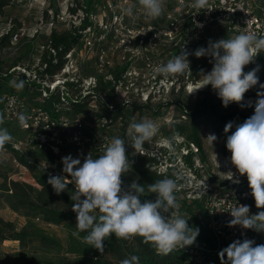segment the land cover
I'll return each instance as SVG.
<instances>
[{"label": "built area", "instance_id": "2783aa9c", "mask_svg": "<svg viewBox=\"0 0 264 264\" xmlns=\"http://www.w3.org/2000/svg\"><path fill=\"white\" fill-rule=\"evenodd\" d=\"M192 3L193 0H174L173 9L182 10V17L167 14L170 32H166V35L171 36L169 33L173 31L180 29L184 32L186 29L185 32L201 38L210 27L222 29L225 38L245 31L264 35V5L261 0H209L206 10L193 8ZM127 4L128 0H106L109 17L99 22L98 28L89 19L88 12L84 17L76 18V21L67 19V29L76 27L80 38L64 52V61L57 70L46 72V63L40 61L33 67L14 64L2 73L3 76L15 74L23 82L20 89H6L0 93V112L4 113L5 122L15 129L13 140L5 145L0 154L11 151L12 162L20 166L23 173H30L32 166L48 177L66 175L63 173L62 157L71 155L83 162V158L90 153L97 158L114 137L109 131L113 123L122 122L126 110L124 105L148 101L156 87L162 88L168 82H161L162 77L157 76L152 78L154 84L150 85L151 89L148 87V74L141 73V66H137V62L148 61V42L154 39L155 32L152 26L148 29V25L130 21L124 12ZM48 17L40 18L30 36L33 37L43 27L48 28L46 41L40 47V56H51L52 61L56 62L60 48L52 45L50 33L52 30L59 32L57 20L63 22L65 17L57 15L55 18L49 14ZM85 17L88 22L81 28ZM24 33L29 35L24 28H16L10 34L9 42L15 43ZM95 47L94 70L83 74L79 62L88 60ZM146 64L148 66V62ZM260 64H264V52L245 68L251 67L252 70ZM20 113L29 117L25 127L19 125ZM127 129L123 128L120 135L125 140L128 139ZM144 147L146 151L142 155L134 154V149L127 146L132 167L140 158H153L152 162L147 161L146 166L149 164L150 169L163 178L173 172L185 176L176 192L181 204L179 211L187 213L186 218L193 215V220L188 221L189 226L198 227L200 231L193 245L177 252L184 253L196 264H221L219 253L230 243L245 238L255 241V230L227 226L232 219L229 211L237 204L250 206V214H254L255 202L250 195L246 176H239L238 184L226 177L225 183L216 185L206 166L199 160H195L194 165L199 169L198 173L185 164L184 156L189 150L197 151L191 142L188 147L178 146L177 151L165 144L150 146L146 143ZM40 152H48L51 157L41 156ZM228 171L236 173L231 163ZM68 186L74 191V185ZM155 198L144 200L154 201ZM199 199L204 200L202 210L195 208L192 213L183 209L184 205H192ZM201 229L207 234L204 238L200 235Z\"/></svg>", "mask_w": 264, "mask_h": 264}, {"label": "clouds", "instance_id": "9594fccd", "mask_svg": "<svg viewBox=\"0 0 264 264\" xmlns=\"http://www.w3.org/2000/svg\"><path fill=\"white\" fill-rule=\"evenodd\" d=\"M138 4L151 19L163 16L166 8V0H138ZM208 6L209 0H193L192 3L197 10H206ZM124 12L135 18L133 7L124 9ZM181 49L180 54L153 67L154 77H162L161 82H164L170 77L183 76L191 73L190 55L208 57L212 64L211 71L201 70L203 86L191 93L210 85L223 107L227 108L232 103L244 107L245 94L259 84V66L247 72L244 69L264 52V35L245 31L230 38L209 39L207 47H199L192 53L183 50V46ZM259 86L264 89V84ZM16 87L22 88L23 82L16 84ZM28 119L25 113H20L19 125L25 127ZM4 123L5 115L0 112V125ZM233 127L234 123L228 122L224 133H229ZM158 131L154 120L144 117L136 121L133 118L126 133L128 139L113 137L97 158L90 153L83 158V162L71 155L62 157L63 173L66 175L50 176L48 184L57 194L64 192L69 184L74 185L71 200L74 202L72 211L76 214V231L73 235L82 243L103 253L105 241L112 236L124 240L141 237L145 244H151L163 254L195 243L200 230L189 226L191 217L186 218L187 213L179 211L181 204L176 195L181 181L185 180L183 173L173 172L170 176L155 180L147 188L135 180L127 189L123 186L122 176L132 169L127 146L134 149V154L143 155L145 144L150 143ZM206 139L213 146L217 136L210 133ZM12 140L8 129L0 127V152ZM167 144L171 147L172 141L169 140ZM226 148L231 153L229 159L236 173L247 177L256 208L264 209V92H257L254 114L235 125V131L227 135ZM215 159L220 167L216 154ZM236 173L228 171L224 174L227 180L238 184L240 180ZM148 193L156 195L154 201L141 200ZM96 212L98 216L93 214ZM229 213L232 219L227 226L264 232V211L250 214V206L237 204ZM82 232L85 235L81 237ZM219 256L221 264H264V244H255L254 240L247 238L242 241L237 239L222 249ZM120 264H139V257L133 255L123 259Z\"/></svg>", "mask_w": 264, "mask_h": 264}, {"label": "rangeland", "instance_id": "374dc122", "mask_svg": "<svg viewBox=\"0 0 264 264\" xmlns=\"http://www.w3.org/2000/svg\"><path fill=\"white\" fill-rule=\"evenodd\" d=\"M89 1L90 5L88 6V0H8V4L4 5L0 11V37L7 33L11 34L18 27L24 28L29 35L26 36V33H24L15 43L9 42L2 46L0 49V71L3 73L11 65L18 63L28 67L40 63V47L45 43L49 29L43 27L33 37L30 34L40 18H44L42 16L44 9H49L50 11L48 10L47 13L55 18L57 15L65 17L63 22L57 20L56 27L59 32L67 29V19H75L76 21V18L84 17L86 12H88L89 19L95 23L96 28H98L99 22L108 20L109 12L106 0ZM173 5L174 0H166L163 16L158 19H151L144 14L138 0H128L127 7H133L135 15V18L127 15L128 19L139 25H148V29L149 26H152V31L155 32L154 39L148 42V66L147 62L143 60L137 62V66H141V73L148 74L149 88L151 84H154L151 82L154 77L153 67L180 54L172 52L175 47L183 46V50L192 53L199 47H207L209 39L215 41L226 37L225 32L218 27L208 28L205 36L201 38L185 32L186 29L184 32L180 29L178 32L173 31L172 34L169 33L171 36L166 35V32H170L167 24V14L170 13L176 18L182 17L180 14L182 10L174 11ZM180 9H182V6ZM159 20L161 23H156ZM95 51L96 47L89 54L92 56L88 60L82 63L79 62L83 74L93 72ZM209 59L208 57L196 58L194 55H190L191 73L185 74L182 80H180V76L170 77L168 79L169 83L166 82L162 88L156 87L155 91L148 97V101L144 103L134 102L128 106L124 105L126 110L122 122L115 121L109 131L112 132L114 137L120 136L122 129L128 128L133 118L140 121L144 117H148L154 120L159 128L158 134L153 137L148 145H168L167 142L171 140L173 143L171 149L177 151L178 146L189 145L192 141L191 131L196 129L202 145V151L199 152L198 156H203V158L199 162L205 164L212 175L213 182L216 185H222L227 177L224 173H227L230 166L228 155H231L226 148V138L234 131V127L229 133L225 134L224 127L227 123L217 121L209 113L191 120L185 114L184 109L188 111L197 110L200 108L201 103L207 100L211 101L212 104H217L218 114L244 112L249 117L252 116L257 100V92H264V89L259 86L264 84V64L258 65L259 84L245 94L242 102L244 107L232 103L225 108L210 85L191 93L196 88L203 86V78L200 77L201 70L204 72L211 71L212 64L209 63ZM16 60L17 62H14ZM250 70L251 67L244 69L245 72ZM1 74L0 83L3 80L1 76L5 77ZM14 75L10 74V77H5V85H8L6 89H17L16 84L18 82ZM172 83L173 85H171ZM2 88L5 87L2 86ZM210 133L217 136L213 146L206 139ZM11 154V151L0 154V264H86L90 258H96V256L99 258L100 255H102V258L114 261V255L107 246H105L104 252L100 253L89 245L82 243L81 239L73 235V232L76 231V214L71 207L58 201L47 204L48 206L39 207L37 206L39 203L36 190L30 191L28 197H26L30 200L29 202L27 200L21 202L16 198L14 191L19 192L14 190L11 181L30 183L31 173H23L22 168L12 162ZM215 154L220 167L216 163ZM132 174L134 173L130 171L126 175ZM236 175L239 177L238 173ZM19 176H22V178L19 179ZM47 207L71 213V217L56 222L45 216L47 212L43 211V208L46 209ZM253 211L256 214L259 211H264V209H257L254 205ZM190 217V220H193V215L190 214ZM4 222H9L12 226L9 227ZM28 222L33 223L35 226L34 230L29 227L30 230L34 231L33 233L29 231V234H25L23 239L13 234L27 227ZM256 233L264 239V232L256 231ZM80 235L82 237L85 233L82 232Z\"/></svg>", "mask_w": 264, "mask_h": 264}, {"label": "trees", "instance_id": "16d2710c", "mask_svg": "<svg viewBox=\"0 0 264 264\" xmlns=\"http://www.w3.org/2000/svg\"><path fill=\"white\" fill-rule=\"evenodd\" d=\"M262 4L264 5V0H261ZM8 4V0H0V11L4 5ZM87 5H90V1L88 0ZM48 9H44L42 12V16L44 18L48 17L47 13ZM88 22L87 17L84 18L83 24L81 28H83ZM156 23H161V21H157ZM80 34L77 32V28H70L67 30H64L62 32H57L56 30H52L50 33V39L52 42V45L56 48H60V51H58V57L57 61H52L51 56L43 55L41 57V61L46 63L45 71L46 72H53L57 70L63 63L64 59L62 58V55L65 51L73 47L79 40ZM10 40V34H4L0 37V49L2 46H5L7 43H9ZM174 53H180L181 49L175 47L173 49ZM14 62H17L14 61ZM13 62V63H14ZM2 72L0 71V74ZM2 75V74H1ZM5 77H10L9 75H6ZM5 77H2V83H0V93L3 90H6L8 88V85H5L4 82ZM184 79V75L180 76V80ZM16 81L18 83L21 82L19 78L16 77ZM4 86L5 88H2ZM211 101H204L201 103V106L199 109L194 111H188L187 109H184L185 114L189 116L191 120H195L197 117L205 115L206 113H209L215 117L217 121H221L224 123L233 122L234 123V131H235V125L242 123L245 119L249 118V115L244 112H237L232 114H218L216 108L217 104L210 103ZM0 127L7 128L9 133L12 135L15 133V129L5 122L3 125H0ZM191 143H193L197 151L193 152L189 150V152L184 156L185 164L193 169L195 172H199V169L197 167H194L195 160L201 161L202 157H199V152L202 151V145L201 141L199 139V136L197 135L196 129L191 131ZM188 147V145H186ZM200 150V151H199ZM39 155L45 156V157H51V154L48 152H40ZM153 158H148L146 160L145 158H140L138 162L132 167L131 171L134 173L132 175H124L122 176L123 180V186L125 189H127V186L131 184L132 181H137L140 185L145 186L147 188V185L152 184L155 180L163 178V176L156 174L152 169H150L149 164L146 166V163L152 162ZM22 162H25L24 158H21ZM202 165H205L203 162H200ZM30 173L32 176V183L24 182V181H11V184L14 188V190H17L19 193L14 191V195L16 198L21 200V202H24L27 200L26 197H28L30 191L36 190L37 191V206H48L50 203H53L55 201L62 202L68 207L72 208V204L74 203L71 200V195L73 193V189L69 186H67V189L64 192H61L60 194H57L52 186L48 184L49 177L45 174H42L41 172L35 170L32 166H30ZM156 197L154 193L146 194L145 196L141 197V200L143 201L145 198H152ZM32 202V201H31ZM33 204V203H32ZM42 204V205H41ZM48 204V205H47ZM204 200L199 199L195 200L192 205L186 204L184 205L183 209L188 210L189 212H192L195 208L202 210L204 207ZM43 211H46L47 214L45 215L47 218L53 219L56 222H59L60 220L64 218H70L71 213H65L63 211H58L54 208H43ZM193 213V212H192ZM94 215H99V213H94ZM5 223V222H4ZM7 226H12L9 222L5 223ZM27 227H24L21 231L17 232L16 234L13 233L15 236L20 237V239H23L25 234H29V231L33 233L32 229H35V226L33 223L28 222ZM29 227H32L30 230ZM33 229V230H34ZM38 230V229H36ZM204 229H201L200 235L202 238H204ZM13 236V235H12ZM255 236V244H264V239H262L257 233L254 234ZM105 246L108 247V249L111 251V253L114 255L115 260H110L106 258H102V255L99 256V258H90L86 264H120V262L125 259L129 258L133 255L139 257V264H196L192 262L184 253L173 251L170 254H163L158 252L151 244H145L143 242V238L136 237L129 240L124 239H117L115 236L110 237L108 240L105 241Z\"/></svg>", "mask_w": 264, "mask_h": 264}]
</instances>
